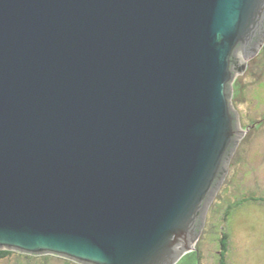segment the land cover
I'll use <instances>...</instances> for the list:
<instances>
[{"label":"water","instance_id":"95a60500","mask_svg":"<svg viewBox=\"0 0 264 264\" xmlns=\"http://www.w3.org/2000/svg\"><path fill=\"white\" fill-rule=\"evenodd\" d=\"M263 43L264 0H0V249L175 264Z\"/></svg>","mask_w":264,"mask_h":264},{"label":"rangeland","instance_id":"374dc122","mask_svg":"<svg viewBox=\"0 0 264 264\" xmlns=\"http://www.w3.org/2000/svg\"><path fill=\"white\" fill-rule=\"evenodd\" d=\"M232 90L231 103L239 114L240 127L246 133L208 206L198 239L175 264L194 251H199L202 264H218L222 251L219 244L222 220L231 207H234L233 216L225 223L231 229L229 248L225 251L228 264H264V43L246 61L244 72L232 83ZM237 202L244 203L238 206L235 205ZM13 251L15 255L0 259V264H67L56 258L59 255ZM185 261L198 264L194 255Z\"/></svg>","mask_w":264,"mask_h":264},{"label":"trees","instance_id":"16d2710c","mask_svg":"<svg viewBox=\"0 0 264 264\" xmlns=\"http://www.w3.org/2000/svg\"><path fill=\"white\" fill-rule=\"evenodd\" d=\"M254 200L256 201L257 200V198L255 199L254 198ZM259 200V199H258ZM245 202H247V201H245ZM244 202H237V203H235V205H242ZM234 206V205H233ZM234 209V207H231V209H229L228 211H226L225 212V214H224V217H223V220H222V226H221V231H220V237H219V244H220V247H221V249H222V251H221V253H220V255H219V259H218V264H228V261H227V259H226V256H225V251L226 250H228V248H229V243H230V236H231V229H230V226H227L225 223L227 222L228 223V221H229V219H230V217H232L233 216V210ZM19 252V251H18ZM12 254H14L15 255V252L13 251V250H5V249H0V259H5L7 256H10V255H12ZM27 254V253H26ZM191 255H194V256H196V262L198 263V264H202V260H201V255H200V253H199V251H194V252H192V253H189V255L187 256V257H189V256H191ZM47 255H45V257H46ZM186 257V258H187ZM56 258H60V259H63V260H65V262L67 263V264H82V263H78L77 261H74V260H71V259H69V258H66V257H62V256H58V257H56ZM185 257L183 258V259H181L177 264H182V262L183 263H187V264H190V262H188V261H185L184 262V260L186 259ZM183 260V261H182ZM182 261V262H181ZM181 262V263H180Z\"/></svg>","mask_w":264,"mask_h":264}]
</instances>
